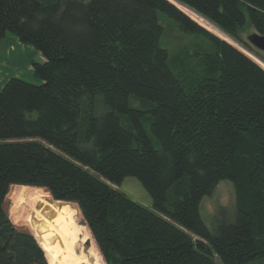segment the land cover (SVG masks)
Segmentation results:
<instances>
[{
	"label": "trees",
	"instance_id": "obj_1",
	"mask_svg": "<svg viewBox=\"0 0 264 264\" xmlns=\"http://www.w3.org/2000/svg\"><path fill=\"white\" fill-rule=\"evenodd\" d=\"M170 1L0 0V42L47 60L0 90V264H48L40 195L80 209L106 264H264V0ZM159 13L194 52L161 47ZM133 177L153 209L112 186ZM223 181L236 214L210 228Z\"/></svg>",
	"mask_w": 264,
	"mask_h": 264
},
{
	"label": "rangeland",
	"instance_id": "obj_2",
	"mask_svg": "<svg viewBox=\"0 0 264 264\" xmlns=\"http://www.w3.org/2000/svg\"><path fill=\"white\" fill-rule=\"evenodd\" d=\"M159 18L161 25L165 29V33L161 38L162 48L169 51L171 56L182 53L185 50H189L190 53L194 52L196 42L192 41V39L183 34L181 35L175 29L172 20L167 18L165 15L159 13L158 19ZM201 26L206 27L205 25L203 26V24H201ZM216 34L220 36L218 33ZM217 35L214 36L218 37ZM259 54L262 58H264V53L259 52ZM46 61V58L42 55L41 52H38L34 48V46L22 44L16 38V36L8 33L6 35V39L0 42V90L9 81L10 78H21L27 81H33L35 83L41 84V81L34 76L33 63L35 62L38 64H44L46 63ZM191 75H193V72ZM139 105L140 104H138L137 106ZM99 109L100 112L104 111L101 106L99 107ZM112 186L116 190L125 192L133 199H136L143 206H147L153 209L151 195L148 194L146 189H144L143 185L140 184V182L136 178H127L123 181L121 186ZM238 197V191L236 190V187L233 183L223 181L221 184H219L213 190L211 196L206 197L202 202L201 215L206 225L211 228L214 226L215 222H217L218 219H222L223 217L226 219H233L236 214L235 212L238 204ZM71 209L74 216L73 220H75L76 222V227L79 234V244L77 249L79 253L81 252L79 258L82 257V253H84L86 250V252L90 253V257L92 259H96L98 263L100 261L101 264H106L102 259L96 242L94 241L93 237L90 234V231L86 226L85 220H83L80 209H78V207L74 204H72ZM34 238L42 247V244L39 242L40 240L36 237ZM88 241L91 242V246L86 249L85 247ZM46 257L47 262L49 263L51 259L47 255ZM79 258L74 262V264H89V262L87 261H79ZM49 264H51V262Z\"/></svg>",
	"mask_w": 264,
	"mask_h": 264
},
{
	"label": "bare ground",
	"instance_id": "obj_3",
	"mask_svg": "<svg viewBox=\"0 0 264 264\" xmlns=\"http://www.w3.org/2000/svg\"><path fill=\"white\" fill-rule=\"evenodd\" d=\"M221 38L228 40L227 38ZM261 66L263 67V65ZM71 206L70 203L55 202L49 195H40L36 197L27 218L30 229L35 237L40 240L41 249L51 259V264H74L80 257L81 252L79 253L77 250L79 234L76 222L73 220ZM84 253H82L79 261H87L89 264L100 263V261L98 263L96 259H92L90 253L86 250Z\"/></svg>",
	"mask_w": 264,
	"mask_h": 264
},
{
	"label": "water",
	"instance_id": "obj_4",
	"mask_svg": "<svg viewBox=\"0 0 264 264\" xmlns=\"http://www.w3.org/2000/svg\"><path fill=\"white\" fill-rule=\"evenodd\" d=\"M166 1H168L169 3H172L175 7H177L176 6V4L175 3H173V2H171L170 0H166ZM177 8H179V7H177ZM179 10H181L182 11V9H180L179 8ZM184 12V11H183ZM209 32V31H208ZM221 39V38H220ZM221 40H223L224 42H227L228 44H230L233 48H235V49H237V50H239V51H241L246 57H248L247 56V54L245 53V52H243L240 48H236L233 44H231L228 40H224V39H221ZM248 45H250L251 47H254L257 51H259V52H262V53H264V35H262V34H258V33H252V34H250V35H248ZM248 58H250V59H252L254 62H256L253 58H251V57H248ZM256 64L257 65H259L257 62H256ZM260 67H262L261 65H259ZM263 68V67H262ZM264 69V68H263ZM53 199V198H52ZM54 201H55V199H53ZM58 201V200H57ZM57 201H55V202H57ZM60 202H62V201H60ZM93 237V236H92ZM86 246L87 247H90L91 246V242L90 241H88L87 243H86Z\"/></svg>",
	"mask_w": 264,
	"mask_h": 264
},
{
	"label": "flooded vegetation",
	"instance_id": "obj_5",
	"mask_svg": "<svg viewBox=\"0 0 264 264\" xmlns=\"http://www.w3.org/2000/svg\"><path fill=\"white\" fill-rule=\"evenodd\" d=\"M85 248L87 249V248H89V247L86 246Z\"/></svg>",
	"mask_w": 264,
	"mask_h": 264
}]
</instances>
